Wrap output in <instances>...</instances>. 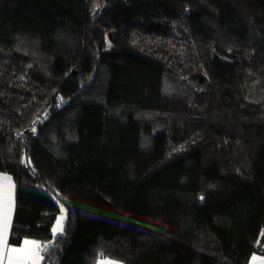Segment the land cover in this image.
Masks as SVG:
<instances>
[{"label":"trees","instance_id":"16d2710c","mask_svg":"<svg viewBox=\"0 0 264 264\" xmlns=\"http://www.w3.org/2000/svg\"><path fill=\"white\" fill-rule=\"evenodd\" d=\"M0 171L45 264L264 255V0H0Z\"/></svg>","mask_w":264,"mask_h":264},{"label":"snow or ice","instance_id":"6c2138e0","mask_svg":"<svg viewBox=\"0 0 264 264\" xmlns=\"http://www.w3.org/2000/svg\"><path fill=\"white\" fill-rule=\"evenodd\" d=\"M35 131V129H33ZM203 200V197H201ZM60 216L56 218L55 225L51 228V234L54 239L61 238L64 235V220L67 210L63 205L59 206ZM12 198L9 193L7 200L2 191H0V264H40L43 260L42 252H48L57 247L53 242L42 244L36 240L25 239L23 246L11 247L7 242L8 232L11 226ZM264 235V233H262ZM253 261L257 258L253 257ZM102 264H120L118 261H113L105 258Z\"/></svg>","mask_w":264,"mask_h":264},{"label":"crops","instance_id":"0c3cea01","mask_svg":"<svg viewBox=\"0 0 264 264\" xmlns=\"http://www.w3.org/2000/svg\"><path fill=\"white\" fill-rule=\"evenodd\" d=\"M0 191L3 192L4 196H5V200H7V197L9 195V193L11 194V198H12V212H11V226L8 232V237H7V242L9 244V246L11 247H21L23 246V242L20 245H11L10 244V235H11V230L13 227V223H14V218H15V212H16V191H17V184L16 181L13 177V175L6 173V172H1L0 171ZM65 222V220H64ZM28 240H35V239H28ZM37 241V240H36ZM54 243V242H53ZM46 253L47 252H42L41 255L43 256V260L40 261V264H45L46 262ZM257 257V258H264V255L261 254H254L251 257V260L249 261V264H264V261H262V259H257L256 261H253V257ZM106 257H101L97 264H102V262L104 261ZM110 259V258H107ZM113 261H117L114 259H110ZM120 262V261H118ZM54 263V262H53ZM120 264H123L122 262H120Z\"/></svg>","mask_w":264,"mask_h":264},{"label":"built area","instance_id":"2783aa9c","mask_svg":"<svg viewBox=\"0 0 264 264\" xmlns=\"http://www.w3.org/2000/svg\"><path fill=\"white\" fill-rule=\"evenodd\" d=\"M51 107H52V104H49L48 106H46L43 109V111L40 113V115L35 119V121H32L31 124L28 126V128L24 132L33 131V129L36 130L38 128L40 122L46 118L47 113ZM24 132H21L20 135L23 136Z\"/></svg>","mask_w":264,"mask_h":264},{"label":"water","instance_id":"95a60500","mask_svg":"<svg viewBox=\"0 0 264 264\" xmlns=\"http://www.w3.org/2000/svg\"><path fill=\"white\" fill-rule=\"evenodd\" d=\"M66 102H67V101L61 103L60 105H63V104H65ZM53 262L55 263V262H56V259H54Z\"/></svg>","mask_w":264,"mask_h":264},{"label":"rangeland","instance_id":"374dc122","mask_svg":"<svg viewBox=\"0 0 264 264\" xmlns=\"http://www.w3.org/2000/svg\"><path fill=\"white\" fill-rule=\"evenodd\" d=\"M64 226H65V222H64Z\"/></svg>","mask_w":264,"mask_h":264}]
</instances>
